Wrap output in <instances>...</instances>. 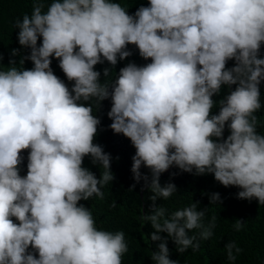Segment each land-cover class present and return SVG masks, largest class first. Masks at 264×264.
<instances>
[{"label":"clouds","instance_id":"1","mask_svg":"<svg viewBox=\"0 0 264 264\" xmlns=\"http://www.w3.org/2000/svg\"><path fill=\"white\" fill-rule=\"evenodd\" d=\"M15 28L28 54L11 49L6 70L0 55V264H123L137 250L143 258L132 264H195L215 245L221 198L264 205V135L255 114L264 0H134L126 8L50 0L46 10L45 0H33ZM53 59L71 87L55 75ZM105 100L103 123L94 106ZM110 120L109 134L135 148L128 173L153 193L150 214L141 216L149 235L138 243L101 226L111 204L103 187L117 171L94 138ZM85 157L103 169L99 178ZM177 168L213 175L221 196L212 194L214 182L168 215L156 201L177 192ZM132 187L143 212L145 194ZM225 248L230 261L242 251L234 242Z\"/></svg>","mask_w":264,"mask_h":264},{"label":"trees","instance_id":"2","mask_svg":"<svg viewBox=\"0 0 264 264\" xmlns=\"http://www.w3.org/2000/svg\"><path fill=\"white\" fill-rule=\"evenodd\" d=\"M119 2L123 7L131 6L134 0H114ZM47 3L50 0H45V10ZM33 8V0H0V55H2V64L4 69H7L8 62L11 53V49H21L22 55L28 54L27 49H22L17 40L18 29L15 28V22L17 19H22L25 14H31ZM40 41H38L39 43ZM18 61L19 57H15ZM51 68L59 78L65 81L69 87L71 83L67 81L64 73L58 67V61L52 60ZM97 71L102 69L97 65ZM104 77L101 76L103 81ZM261 91V109L255 114L258 117L259 125L258 132L264 135V85L260 87ZM111 103L109 100H105L101 103L95 104L94 109L96 113L101 116L103 123L105 118H108L107 112L110 110ZM111 120L104 126L98 128L94 143L100 144L104 151L111 154L112 160L117 173L114 174L115 179L109 182L103 187L104 190L110 193L111 204L106 208V221L102 223L103 230L116 232L123 231L127 234L129 241L132 243H138L141 237L149 235L150 222L144 221L141 216L144 213L150 214L152 201L150 197L153 195L151 189L144 188V181L141 180L137 183L133 179L132 172L128 173V167L132 165V156L135 154V148L131 145L128 138L123 140L120 137L109 134L112 131L108 125L111 124ZM131 150L133 153H131ZM25 161L21 175L26 171L27 152L23 153ZM119 165V169H118ZM83 166L89 168L96 174L97 178L100 177L102 168L98 165H93L89 157H85ZM175 168V167H174ZM176 169V168H175ZM113 172V168H111ZM178 174L173 177V183L177 186V192L174 193L167 200L160 198L156 201L157 205H162L168 209L167 214L176 211V206L185 203H196L195 201L198 192L207 186L211 188L212 183L216 182L213 175H189L186 172H181L177 168ZM141 172L148 174L150 179V172L147 168L142 167ZM134 188L143 190L145 196L143 197V212L142 205ZM211 189L213 193H219L223 190V185L216 182ZM105 202L104 199H98ZM222 203L217 204L220 211H225V216L217 217L215 219V227L212 231V242L215 244L208 252H204L199 256H195V264H203L210 262V264H264V205H259L256 200L247 204L239 203L234 198L227 199L221 198ZM102 202H98V207L102 206ZM243 207L242 211L239 209ZM200 204L197 205V210H203ZM237 215V216H236ZM239 215V217H238ZM236 216V217H235ZM238 217V218H237ZM237 218V219H236ZM242 218L244 227L240 231H236L233 225L236 220ZM143 224V226H142ZM137 234L139 237L133 238ZM162 237L167 238L166 233H160ZM160 243V241H158ZM229 242H234L236 247L242 249L239 254L236 255L234 261H230L227 258V250L225 245ZM167 246L177 248L171 238H167ZM192 253H187V258L192 257ZM143 253L140 250L135 251L129 255L123 264H132L141 261Z\"/></svg>","mask_w":264,"mask_h":264}]
</instances>
